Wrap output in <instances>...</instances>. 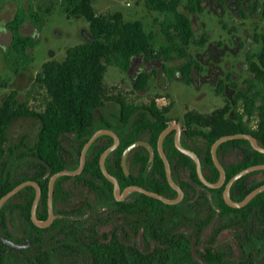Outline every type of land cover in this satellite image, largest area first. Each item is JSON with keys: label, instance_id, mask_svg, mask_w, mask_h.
Returning a JSON list of instances; mask_svg holds the SVG:
<instances>
[{"label": "flooded vegetation", "instance_id": "1", "mask_svg": "<svg viewBox=\"0 0 264 264\" xmlns=\"http://www.w3.org/2000/svg\"><path fill=\"white\" fill-rule=\"evenodd\" d=\"M105 120L111 127H103L116 133L117 143L106 154L104 165L116 177L120 193L126 186L136 184L168 198L176 197L178 192L167 178L162 151L172 179L182 190L181 198L167 203L137 190L116 197L112 181L99 163L101 153L114 144L111 134L98 135L88 147L81 169L57 176L50 194L52 173L78 168L81 148L90 136L80 148L79 138L74 134L60 137L58 170L32 149L35 138L30 145L19 140L14 143L17 147L8 151L6 166L0 163V191L10 186L9 191L23 181L36 182L40 192L34 214L38 220L49 221L45 226L33 221L36 186L27 183L19 188L0 207V236L18 246L0 239V259L4 257L11 264L12 253L18 252L25 256V264H96L99 260H110L115 254L124 259L127 254L138 264H173L174 259L182 261L181 253L188 250L200 264L213 260L264 264V199L256 204L249 203L250 199L243 206H231L236 210H230L225 208L224 204H228L222 197L224 185L232 176L227 177L231 165L243 163L246 158L243 150L238 146L218 150L225 179L218 187H208L198 177L194 158L176 145L177 137L182 147L196 154L203 176L215 182L219 171L212 179L205 162L207 139L203 134L192 133L189 131L192 127L179 123L178 135L175 128L170 130L162 139L160 151V132L155 134L151 124L159 121L157 117L120 120L109 115ZM170 123L167 120L166 125ZM131 144L134 145L128 151L124 168L121 157ZM97 154L96 165L93 161ZM259 163H264V156L261 162L247 166ZM161 164L164 174L159 170ZM193 167L196 176L192 174ZM241 176L246 184L258 186L264 182V168ZM236 181L231 184L229 194L233 200H240L236 199ZM194 241L199 242V257L192 251Z\"/></svg>", "mask_w": 264, "mask_h": 264}, {"label": "rangeland", "instance_id": "2", "mask_svg": "<svg viewBox=\"0 0 264 264\" xmlns=\"http://www.w3.org/2000/svg\"><path fill=\"white\" fill-rule=\"evenodd\" d=\"M78 1L0 0V102L15 89L20 101L43 110L47 95L35 81L41 64L63 58L66 47L91 37L87 21L68 14ZM91 1L97 14L119 11L125 20H141L156 52L149 59L134 56L127 69L109 64L104 75L109 93H120L138 106L154 100L159 107L168 106V121L192 128L208 129L210 111L227 101L242 109L236 95L252 79L249 58L259 47L255 33L264 32V0H202L195 12L187 0ZM176 13L186 17L190 34L176 27ZM141 72L148 81L137 89L133 82ZM118 108L108 102L100 111L109 116ZM256 122L253 116L248 126L254 128ZM39 124L34 117L18 118L9 126V141L30 145ZM198 244L194 241L192 247L195 257L201 251ZM9 261L27 260L14 252Z\"/></svg>", "mask_w": 264, "mask_h": 264}, {"label": "trees", "instance_id": "3", "mask_svg": "<svg viewBox=\"0 0 264 264\" xmlns=\"http://www.w3.org/2000/svg\"><path fill=\"white\" fill-rule=\"evenodd\" d=\"M202 0H187L191 12L201 9ZM249 1V0H246ZM82 16L88 23L91 37L85 41L65 48L63 58H49L41 64V69L35 75V81L45 90L46 100L41 111L34 110L17 98L15 89L0 102V163L6 166V155L12 148L17 147L8 139V129L12 122L20 117H34L39 120V128L32 149L48 163L55 165L54 170L61 167L59 161L60 137L65 133L74 134L79 138V148L94 130L103 126H110L105 120L106 114L100 111L108 102L118 103L117 113L108 112V115L120 120L134 116L149 118L157 117L159 121H152V131L157 134L165 126L167 118L165 112L168 106L159 107L151 100L147 106H138L127 102L120 93H109L104 83V75L109 64H116L127 69L134 56L142 55L145 59L156 56L151 36L144 29L139 19L125 20L119 11L97 14L91 0H79L68 13ZM176 27L190 34L186 17L176 13ZM206 38H203L205 41ZM255 40L259 43L258 49L249 58V68L252 79L248 80L246 89L237 92L236 99L241 100L242 109L231 106L229 101L214 107L209 113V128H191L192 133H201L206 139L205 162L210 167L215 179L218 170L214 166L210 145L219 136L236 132H247L254 135L264 146V32L255 33ZM148 81V75L139 73L133 86L142 89ZM145 108V109H143ZM256 116L254 128L248 126V121ZM22 143V141H21ZM238 146L246 153L243 163L231 165L227 177L236 171L252 164L261 162L264 153L251 147L246 138H233L219 144L222 148ZM98 154L93 164L97 165ZM254 158V159H253ZM119 163V158L118 162ZM159 170L164 174L162 164ZM192 174L196 176L194 167ZM264 180V179H263ZM241 176L235 182L236 199H241L257 183L248 185ZM10 186L0 191L4 194ZM219 191V189H216ZM220 202L222 199L220 197ZM264 199V191L254 196L249 203H259ZM223 203V202H222ZM226 209L236 210L225 205ZM115 254L110 260H99L96 264H138L130 260L129 256L122 259ZM182 261L174 259L173 264H200L195 261L187 250L181 253ZM209 264H233L232 262L217 260ZM0 264H8L1 257ZM37 264V263H34Z\"/></svg>", "mask_w": 264, "mask_h": 264}, {"label": "water", "instance_id": "4", "mask_svg": "<svg viewBox=\"0 0 264 264\" xmlns=\"http://www.w3.org/2000/svg\"><path fill=\"white\" fill-rule=\"evenodd\" d=\"M173 128L176 129V133L178 135L180 129H181V126L179 123L177 122H172L170 124H167L159 133V138H158V145H159V149L161 151V142H162V139L163 137L170 131L172 130ZM100 134H111L115 141H114V144H112L111 146L107 147L100 155V158H99V163H100V167L103 171V173L106 175V177L108 179H110L112 181V184H113V192H114V195L116 197H120L121 195H124V194H127L129 193L130 191H133V190H137V191H140V192H144L146 193L147 195H150V196H153V197H156V198H159L161 199L162 201L164 202H167V203H173V202H177L181 196H182V190L180 187L177 186V184L174 182V180L172 179L171 177V174H170V166H169V162L167 160V158L165 157V155L162 153L161 151V154H162V157H163V160H164V165H165V172H166V175H167V178L170 182V184L172 186H174L176 189H177V192H178V195L174 198H168L156 191H153V190H149V189H146L140 185H136V184H133V185H128L126 186L122 193H120V190H119V185H118V181L116 179L115 176H113L112 174H110L106 168H105V165H104V159H105V156L106 154L115 147L116 143H117V136H116V133L110 129V128H104V127H100L98 129H96L91 135L90 137L86 140V142L83 144L82 148H81V154H80V164L78 166V168H76L75 170H67V169H62V170H59V171H56L54 173H52V175L50 176V181H49V193L51 194V191H52V185H53V181L54 179L59 176V175H62V174H65V173H76L78 172L81 167L83 166L84 164V157H85V153L88 149V147L90 146V144L94 141V139L100 135ZM233 138H246L249 142V144L251 145L252 148H254L255 150H258L260 152H264V146L262 144H260L257 140V138L252 135L251 133H247V132H236V133H229V134H224V135H221L219 137H217L210 145V154H211V158L213 160V163L214 165L217 167L218 171H219V178L215 181V182H210L209 180H207L203 174H202V171H201V167H200V161L198 159V157L196 156V154L189 150V149H186L184 147H182L179 142H178V138L176 137V145L181 149L183 150L184 152H186L187 154L191 155L195 162H196V172L198 174V177L200 178V180L208 187H218L220 186L224 179H225V169H224V166L223 164L221 163L218 155H217V148L219 146V144H221L222 142L226 141V140H229V139H233ZM134 144H131L130 146H128L125 151L123 152L122 154V157H121V164L122 166L125 168L126 167V157H127V154H128V151L129 149L133 146ZM264 168V163H259V164H254V165H250V166H247V167H244L240 170H238L236 173H234L228 180L227 182L225 183L224 185V188L222 190V197L225 201V203H227L228 205L230 206H233V207H240V206H243L245 205L246 203L249 202L250 199H252L256 194H258L259 192L263 191L264 190V182L261 183L260 185L252 188L249 192H247L240 200H233L231 197H230V194H229V189H230V186L231 184L236 180L238 179L241 175L253 170V169H263ZM27 183H32L36 186V197L34 199V202H33V206H32V218H33V221L38 225V226H45L49 219L48 220H38L36 217H35V214H34V210H35V205L37 203V199H38V196H39V187L37 185L36 182L34 181H23L19 184H17L16 186H14L12 189H10L9 191H7L6 193H4L1 197H0V207L2 206V204L9 198L10 195H12L14 192H16L19 188H21L23 185L27 184ZM121 194V195H120ZM0 239L3 240L4 242L10 244V245H13V246H18L17 244H15L14 242L8 240V239H5L3 237L0 236Z\"/></svg>", "mask_w": 264, "mask_h": 264}]
</instances>
